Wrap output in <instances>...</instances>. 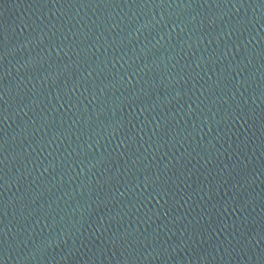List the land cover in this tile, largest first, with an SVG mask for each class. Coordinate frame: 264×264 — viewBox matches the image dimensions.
<instances>
[{"label": "water", "instance_id": "water-1", "mask_svg": "<svg viewBox=\"0 0 264 264\" xmlns=\"http://www.w3.org/2000/svg\"><path fill=\"white\" fill-rule=\"evenodd\" d=\"M264 106V0H0V250Z\"/></svg>", "mask_w": 264, "mask_h": 264}]
</instances>
